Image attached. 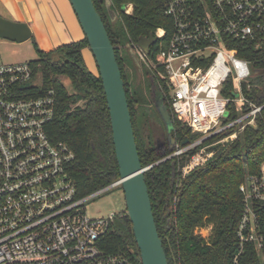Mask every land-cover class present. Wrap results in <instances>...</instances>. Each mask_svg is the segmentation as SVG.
Returning <instances> with one entry per match:
<instances>
[{"label":"built area","instance_id":"1","mask_svg":"<svg viewBox=\"0 0 264 264\" xmlns=\"http://www.w3.org/2000/svg\"><path fill=\"white\" fill-rule=\"evenodd\" d=\"M163 1L173 22L169 37L166 28L156 30L160 49L155 56L151 48L132 46L140 61L166 81L178 118L203 135L177 145L170 155L192 151L181 168L186 175L214 157L212 146L255 124L262 109L243 90L245 83L251 87L252 65L234 50L239 40L264 39V0ZM133 9L132 3L123 7L127 14ZM229 79L234 97L224 95ZM37 84L29 62L0 65V264H135L131 256L107 253L98 245L115 213H87L89 199L120 186L121 180L79 196L67 170L75 152L68 143L53 140L47 129L55 117V92L37 93ZM231 102L242 112L224 123ZM220 133L225 134L216 142L203 144ZM240 190L243 210L234 261L251 246L264 264V163L259 172L245 176Z\"/></svg>","mask_w":264,"mask_h":264},{"label":"trees","instance_id":"2","mask_svg":"<svg viewBox=\"0 0 264 264\" xmlns=\"http://www.w3.org/2000/svg\"><path fill=\"white\" fill-rule=\"evenodd\" d=\"M94 2L115 46L141 162L144 167L152 165L145 171V178L168 263L261 264L251 246L240 255L238 263L234 256L239 247L237 228L243 210L240 184L248 173L259 172L264 163V39L239 40L234 50L237 55L248 59L253 68L251 87L245 83L243 90L251 102L262 106L255 124H248L235 139L212 146L214 157L183 175L181 168L192 151L167 157L176 150V145L182 146L185 138L194 142L203 135L193 132L178 118L171 105L166 81L160 80L151 69L144 68V85L133 90L122 57V50H129L128 44H138L142 37L155 35L159 27L166 28L169 37L173 22L164 12V1L110 0L117 13L116 19L109 13L107 0ZM128 3L134 7L131 14L123 11ZM34 44L38 58L28 62L35 76L39 77V84L32 87L37 93L55 92V117L47 129L53 140L68 143L75 152L76 157L67 170L79 196L119 180L120 170L103 81L99 71L96 73L90 69L83 52L89 47L88 39L64 43L49 51L41 49L36 41ZM159 49L157 43L153 44L150 54L155 56ZM233 90V80L229 79L224 95L234 97ZM157 97L163 98L172 116L173 149L168 136L160 145L152 129L147 140L140 129L138 107L149 102L160 122L166 126L155 104ZM249 108L245 107L244 112ZM241 112L235 102L229 103L224 123L237 119ZM237 129L236 125L230 131ZM224 134L208 138L203 144L216 142ZM209 224L213 226L209 239L196 232V228ZM98 245L107 253H124L131 256L135 264H142L127 210L115 213Z\"/></svg>","mask_w":264,"mask_h":264},{"label":"water","instance_id":"3","mask_svg":"<svg viewBox=\"0 0 264 264\" xmlns=\"http://www.w3.org/2000/svg\"><path fill=\"white\" fill-rule=\"evenodd\" d=\"M83 28L89 47L94 55L110 112L111 127L116 157L120 170L121 186L125 193L127 211L133 224L136 242L141 254L142 264H169L163 239L160 236L152 200L145 178L136 140L130 105L125 88V81L105 22L95 6L94 0H70ZM107 7L112 18L117 13L107 0ZM0 37L16 42H23L32 37L31 29L24 22H16L0 16ZM156 37L151 34L142 37L139 45L146 51L155 44ZM157 109L166 124L171 149L175 144L172 137L173 120L163 98H156ZM189 143V138L182 141V146Z\"/></svg>","mask_w":264,"mask_h":264},{"label":"rangeland","instance_id":"4","mask_svg":"<svg viewBox=\"0 0 264 264\" xmlns=\"http://www.w3.org/2000/svg\"><path fill=\"white\" fill-rule=\"evenodd\" d=\"M34 41L45 51L52 50L56 47L54 41L48 35H41L38 38L35 36L23 42L6 40L0 37V65L17 64L37 59L38 53ZM128 45L129 50L123 49L122 57L125 61V68L129 76L131 87L134 90L143 87V70L146 67L149 69V67L144 62L140 61L133 50V46L130 44ZM87 63L91 70L98 73L97 64L91 50L87 56ZM138 114L139 125L143 137L147 140L148 134L152 129L155 132L157 142L162 145L165 137L168 135V131L166 126L160 122L159 117L154 113L153 105L150 102L145 105H140L138 107ZM169 157L170 156L167 158ZM86 206L87 213L91 217H108L112 213H119L127 210L124 190L119 186L112 187L102 194L89 199L86 202ZM212 229L213 226L209 224L204 227L196 228V232L209 239L212 234Z\"/></svg>","mask_w":264,"mask_h":264},{"label":"crops","instance_id":"5","mask_svg":"<svg viewBox=\"0 0 264 264\" xmlns=\"http://www.w3.org/2000/svg\"><path fill=\"white\" fill-rule=\"evenodd\" d=\"M0 16L26 23L33 37L50 36L56 47L85 38L70 0H0ZM90 50H83L86 61Z\"/></svg>","mask_w":264,"mask_h":264}]
</instances>
